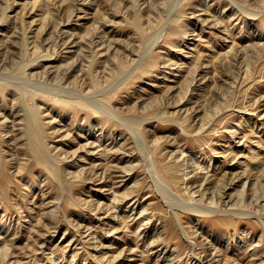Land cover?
Wrapping results in <instances>:
<instances>
[{
	"label": "rangeland",
	"instance_id": "rangeland-1",
	"mask_svg": "<svg viewBox=\"0 0 264 264\" xmlns=\"http://www.w3.org/2000/svg\"><path fill=\"white\" fill-rule=\"evenodd\" d=\"M0 264H264V0H0Z\"/></svg>",
	"mask_w": 264,
	"mask_h": 264
},
{
	"label": "bare ground",
	"instance_id": "bare-ground-1",
	"mask_svg": "<svg viewBox=\"0 0 264 264\" xmlns=\"http://www.w3.org/2000/svg\"><path fill=\"white\" fill-rule=\"evenodd\" d=\"M164 1V0H163ZM168 1V0H167ZM165 8V7H164ZM162 10V9H161ZM166 10V9H165ZM258 12V11H257ZM166 16V15H165ZM167 28V27H166ZM159 36V35H158ZM23 37V36H22ZM25 40V39H24ZM104 43V42H103ZM88 55V54H87ZM4 61H6V60H4ZM36 61V60H35ZM5 64V63H4ZM37 73V72H36ZM36 75V74H35ZM32 76V75H31ZM127 76V75H126ZM33 77V76H32ZM45 81V80H44ZM13 82V81H12ZM35 84V83H34ZM33 85V84H32ZM55 85V84H54ZM57 85H58V83H57ZM18 86V85H17ZM43 86V85H42ZM18 88H20V87H18ZM65 90H66V88H65ZM56 91V90H55ZM58 92V91H57ZM75 94V93H74ZM63 101V100H62ZM90 102V101H89ZM106 109V108H105ZM105 111V110H104ZM109 111V110H108ZM107 112V111H106ZM109 113V112H108ZM28 116V115H27ZM38 112L37 111H35L34 112V117H36V119L38 118ZM113 116V115H112ZM27 118V117H26ZM32 117H30V119H31ZM142 119V118H141ZM149 119V118H148ZM144 120V119H143ZM145 120H146V118H145ZM85 126V125H84ZM29 134V133H28ZM142 136V135H141ZM135 137V136H134ZM137 138V137H136ZM30 141V140H29ZM142 144H144V143H142ZM106 149V148H105ZM46 151V150H45ZM33 156V155H32ZM35 157V156H34ZM103 173H105V172H103ZM244 175V174H243ZM245 183H247V182H245ZM197 191V190H196ZM215 196V195H214ZM215 198V197H214ZM183 200H184V198H183ZM257 200V199H256ZM190 202H193V201H190ZM169 204V203H168ZM193 204V203H192ZM199 207V206H198ZM203 208V207H202ZM207 208V207H206ZM199 209V208H198ZM194 212V211H193ZM193 248V247H192Z\"/></svg>",
	"mask_w": 264,
	"mask_h": 264
}]
</instances>
